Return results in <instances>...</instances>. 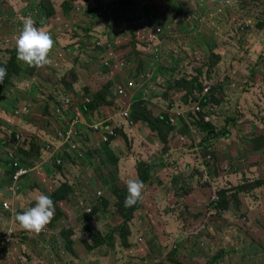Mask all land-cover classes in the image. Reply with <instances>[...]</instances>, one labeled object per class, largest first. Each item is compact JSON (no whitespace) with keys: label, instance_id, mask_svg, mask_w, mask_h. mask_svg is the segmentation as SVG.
Segmentation results:
<instances>
[{"label":"rangeland","instance_id":"1","mask_svg":"<svg viewBox=\"0 0 264 264\" xmlns=\"http://www.w3.org/2000/svg\"><path fill=\"white\" fill-rule=\"evenodd\" d=\"M61 3L62 0H49V4H44V9L37 8L41 4L39 0H9L8 3H0V64L6 66L14 59L24 73L15 71L11 66L10 70L15 71L16 75L22 74L17 80L25 78L22 84L15 78H11L9 85L5 83V86L10 88L2 95L1 104L5 108L11 107V102L21 97L15 107L21 102L33 105L32 117L23 118L22 128L25 129V137L29 140L25 143L26 147L33 139L42 143V140L45 142V136L51 135L50 129L45 126L48 119L42 115L43 109L40 107H44L50 93L56 92L58 81L54 77L53 80L49 79L47 72H43L42 77L38 76V79L35 78V73L34 76L30 75L28 71L31 68L14 58L15 39L22 27V17L30 16L36 22V27L51 34L55 50L51 51L49 56L57 54V50L66 45V38L60 36L56 30L59 24L56 21V13L62 9ZM137 3L138 5L132 6L133 11L130 6ZM50 7L54 11L47 10ZM90 7L94 11L90 20L96 24L97 29H101L103 22L108 18L123 21V26L133 32L145 30L146 24L153 16L161 20L164 42L161 46L160 64L164 66L165 63L167 68H173L171 74H163L158 69L160 64L149 60L141 70L139 83H145H141L137 88L145 84L150 87L148 91L141 93L142 98L139 97L140 93L133 97V110L138 109L137 102L142 99L145 101L141 104L138 115L141 140L133 136L129 145H122L121 152H113L122 158L118 167L120 173L125 170L122 178L131 174L140 161L144 160L155 170L162 159H170V163L165 166L171 168L166 175L170 178L168 182L171 183V179L182 174L185 178L181 179H187V187L191 188L189 194L183 197L189 207L182 205L180 213L181 216L191 217L187 225H181L180 217L172 211L174 209L171 205H167L165 191L159 188L155 192L154 199L159 208L158 211L152 212L153 221L162 223L163 231H152L155 237L149 243L153 246V254L146 256L147 264L151 261L153 264H169L170 260L182 261L185 264H206L211 257L207 249L215 243L218 246L211 247L213 255L220 252L223 254L220 247L224 244L230 250L236 249L233 253L237 251L240 257L238 262L234 261L235 257L226 261L220 258L215 264H258L255 259L264 258V252H260L264 239V184L259 188L255 187L256 180H262L264 183V0H136L134 3L129 0H93ZM141 7L145 9L140 10ZM194 7L195 13L192 11ZM50 14L53 16L46 20ZM39 24L43 26L40 27ZM160 29L157 27L158 31ZM118 32L122 33V30L119 29ZM142 36L147 35L139 33L138 37ZM143 43L155 47L158 41L156 37H150ZM143 47H140L141 51L144 50ZM214 58H218L217 61ZM146 60L138 59L137 63H145ZM144 78L146 79L142 80ZM46 79H49V82L44 81ZM182 80L186 83L197 81L202 90L209 89L210 95L203 104L205 107L212 106L215 111L210 112L216 125L217 132L214 136L203 132L202 128L191 122L183 125L180 132L171 135L165 130L166 134L164 131L153 132L155 122L163 115L164 106L170 103V97L175 98L179 105L177 100L184 101L186 94L200 95L195 83L193 90L189 91L187 85L179 83ZM179 84L181 86L178 87ZM177 110L179 112L180 108L177 107ZM2 118L4 114L1 111L0 119ZM91 119L90 124L105 120L101 114ZM121 128L123 127L116 120L91 126V130L98 134L102 129V136ZM5 133H10V129L0 126V139H3ZM88 133L89 141L82 139L84 146L86 142L84 149L92 153V157H95L96 153L103 154L102 149L96 146V136L91 131ZM127 133L133 134L135 131ZM78 139L80 140V136ZM136 147H140L141 151L134 149ZM171 148L173 152L170 151ZM56 150L57 155L61 156L58 148ZM149 155L155 158L148 159ZM95 160L96 164L86 160L87 167H83V171L76 166L78 178L71 175L72 181L69 184L84 190V195L79 197L86 198L83 207L80 206V201H77L72 205L73 209H86L97 204L96 193L101 190V178L99 175L95 177V174L91 178V170L100 169L105 172V169L98 164L99 156H96ZM66 173L67 166L62 169L63 177L67 180ZM45 174L47 175L48 171ZM114 174L118 175L115 172ZM105 175L101 173V176ZM88 178H91V182H87ZM209 187H216L218 191L221 188L232 190L241 187L243 192L234 191L237 194L235 201L229 194V209L218 211L213 209L210 202H213L212 197L214 201H218L219 197L216 193L209 195ZM62 196L63 193H60L56 197ZM105 196L106 193H103L100 199ZM166 205L171 208L164 209ZM114 206L113 202L107 207L110 210L100 206V211L91 222V226L102 235L108 236V233H112L111 241L107 238L109 244H101L95 250H89L83 240L87 241V244H92L93 241L88 240V223L83 219L74 229V234L68 235L66 242L56 240L64 237L63 231L58 230L59 237H56L54 232L40 238L29 236L30 232L25 230L21 233L12 232L13 236L23 233L28 236L23 238L18 249L13 247L12 240L11 246H7L1 259L23 256L26 260L24 264H39L33 261V255H36L42 264H109V259L122 257L124 251L118 231L111 229V224L115 225L113 229L124 227L119 209ZM167 211L172 212L168 214ZM157 214L159 217H156ZM3 216L7 220L12 217L8 212ZM77 220H81V217ZM135 224L136 220H132L128 226L133 228ZM149 226L152 227L150 224ZM4 230L0 223V231ZM159 237L164 238L163 247L158 245ZM131 239L132 243L145 242L141 235L131 236ZM68 242H71L70 249ZM114 249L117 254L112 255L111 251ZM146 251L149 253L150 250Z\"/></svg>","mask_w":264,"mask_h":264},{"label":"trees","instance_id":"2","mask_svg":"<svg viewBox=\"0 0 264 264\" xmlns=\"http://www.w3.org/2000/svg\"><path fill=\"white\" fill-rule=\"evenodd\" d=\"M8 1L9 0H2L0 3H8ZM129 1L134 3L136 0ZM40 2L41 4L37 6L39 9H44L45 3L49 4V0H39V3ZM91 3H93V0H62V3L60 4L62 9L56 13V21L59 23L56 30L60 36L66 38V45L57 50V54L49 56V64L40 68H31L28 73L32 76H34L35 73V78L38 79V76L42 77L43 72H47L49 79L53 80L54 77L58 81L56 92L50 93V97L47 98L46 104H44V107L40 108L43 109L42 115L48 119L45 126L47 129H50L51 140L54 143L62 142L67 149L66 153L63 155V162L64 160L72 159L75 163L71 168L70 174L72 173L73 168L80 164L79 162L81 158L85 161L87 160L88 162L96 164L95 157L99 156L98 164L105 169V172H102L100 169L91 170V178L93 174H95V177L99 175L101 178L100 189L104 192L106 188L108 190L105 192L106 196L100 199V201L92 207L91 212L85 214V221L89 222L86 230L89 231V240L91 242L93 241L92 244H87L88 242L83 240L85 246L92 251L101 246V244L110 243L107 242V238L111 241L112 233H108V236L102 235L100 231L91 226V222L95 215L100 211V206H104V208L110 210V208L107 207L110 205V202H113L115 204V209H119L120 218L123 221L124 227L113 229L115 225L111 224V229L118 231L124 251L121 255L122 257L119 256L109 259V264H124V262L127 264H147L148 260H146V256L150 257L153 254V246L149 243L152 238L155 237V235H152V231L154 229L159 232L163 231L157 227L160 225V222L153 221L152 212L158 211L159 208L158 204L155 203V192L159 188L165 191L168 202L167 205H171L174 209L172 211L180 217L179 223L181 225H187L190 222L188 219H191V217L185 215L181 216L180 213L182 205L184 207H189V204L185 200L186 198L183 199V197L189 194L191 188L187 187V179H181L185 178L182 174L171 179V183L168 182L170 178L166 177V175L171 171V168L165 166L170 163V159L165 161L162 159L161 163L156 165L155 170H153L144 160L140 161L131 174L122 178L119 175L120 170L118 171L120 158L113 152H121L122 145L127 143L129 145L133 136L141 140L142 134L138 130V124L140 122L138 115L140 113L139 110L141 109V104L145 101L142 99L137 102L138 109L133 110L132 106L134 102L132 103L131 100L134 95L137 97V94L140 93L139 97H141V93H145L150 89L148 84L147 86L145 84L143 87L137 88L141 83H145V81L139 83L141 81L139 78L141 70L146 64H148L149 60L151 62L154 61L155 64H160L161 46L162 42H164V30L160 24L161 20L157 19L155 16H153L150 22L146 24L145 30L141 29L136 32L127 30L123 26L125 23L123 21L118 22L117 18H108L107 21L103 22L101 29H97L96 24L92 23V20H90V16L94 13L92 10L93 8L90 7ZM134 5H138V3L130 6L133 11L134 9L132 6ZM142 9L144 10L145 8L141 7L140 10ZM47 10L54 11L51 7ZM192 11L195 13L196 8L194 7ZM52 16L53 14L48 15L46 20H49ZM39 25L40 27L43 26L42 24ZM157 27L161 28L160 31L157 30ZM119 29L122 30V33L118 32ZM139 33H146L147 36L139 38ZM153 36L156 37L159 44L158 46L152 47L151 45L143 43L147 42L150 37ZM141 46H144L143 51L140 50ZM53 50L55 49L52 48L51 51ZM15 57L16 55L14 58ZM146 58L148 59L146 60ZM138 59L146 60V62L142 63L139 61V63H137ZM214 59L217 61L218 58ZM0 66L3 65L0 64ZM10 66L15 71L18 70L21 71L22 74L24 73V70L15 63L14 59L11 63L9 62L8 65L3 66L6 69V75L0 83V114L2 111L4 118H2V120L0 119V126L10 129V133H5L3 139H0V175L4 174L9 182L19 186L21 180L26 178L27 175H21L17 180H14V178L19 171L26 168H34L33 164L35 162L39 163L42 160V156L40 157L42 144L33 139L30 141L28 151L23 146L19 147L20 142L25 143L26 141H29L25 137L26 131H24L25 129L23 130L22 124L24 122L23 118L32 117L34 112L33 105L26 102V107L30 110L31 116H24L22 118L15 117L14 112H12L13 109L16 108H18V111L22 109V103H19V105L15 107V105L21 101V97L13 100V102H11V107H2L1 97L10 88H7L5 83L9 85L11 78L17 80V77L22 75H16L14 73L15 71L10 70ZM160 66L161 67L158 69L163 74H171L173 72V68H167L165 63L164 66L161 64ZM49 79L44 81L49 82ZM145 79L146 78L142 80ZM18 80L17 81L21 83L25 78L21 77L18 78ZM179 83L187 85L189 91L193 90L195 83L200 95L195 96L191 93L186 94L184 101L183 99L177 100L179 105L176 103L175 98L170 97V103L164 106L162 112L163 115H160L155 122V131L153 132L161 133L165 130L171 135L180 132L183 125H187L191 122L193 125L202 128L203 132H207L209 135L214 136L217 132L215 122H213L214 120L211 122H205L204 120V116L212 112L203 108L206 106L203 104V101L208 97L205 96L202 98L203 90L198 86L197 81H194V83H186L185 80H182ZM179 86H181V84H179L178 87ZM169 89L171 90V88ZM133 91H135V93ZM177 107L178 109L180 108L179 112L176 110ZM195 107L199 108V111H195ZM58 110L61 112V115L57 114ZM126 110L129 111L130 122L126 127L116 131V138L119 140L109 137L108 134L102 136V129L99 130L100 134L91 130V126L95 125V123L106 121L112 123L115 115ZM131 113H133L132 116ZM100 114L105 120L94 122L93 124L89 123L90 120H92L91 118L97 117ZM89 131L96 136L98 141L96 146L100 147L99 149H102L103 154L100 155L96 153L95 157H92V153H89L84 149L86 142L84 141V146L82 139H85L87 142L89 141ZM134 131L135 133L133 134L127 133ZM165 131L164 133L166 134ZM78 135L80 136V140L78 139ZM17 138L19 140H17ZM181 142H183V140H181ZM14 145H16V147H13ZM44 145V149L48 150V148H50L47 146V142H44ZM73 148L74 150H72ZM134 149L139 152L141 151L140 147ZM170 151L173 152V148H171ZM151 157L152 156L149 155L148 159H151ZM152 158L154 159L155 157ZM160 159L161 158H159V160ZM56 170L61 173L62 166H56ZM80 170L83 171L82 166H80ZM96 171H98V173ZM114 172L118 173V175L114 174ZM101 173L106 174L105 177L101 176ZM29 175L30 173L28 172V176ZM91 178H88L87 182H91ZM132 178H139L143 181L144 189L142 191L141 199L138 200L134 206L125 207L124 199L127 195L126 181ZM263 184L262 180H256L255 187L259 188ZM71 189L74 195V192H76V196L69 201L68 208L71 204L73 205L79 201L75 200V197L80 196L77 192L78 187L72 188L69 187L67 183H62L60 188L55 191V197L60 193H63L62 197L57 198H66V195L71 192ZM208 189L209 195L212 196V194L216 193L219 198L218 201H214L213 197V202H210L209 200L206 201L210 202L213 209H217L218 211H227L229 209V194L230 198L235 201L237 194L234 193V191H239L240 193L243 192L241 187H236L232 190L221 188L220 191H218L216 187H209ZM83 202L84 199L80 202L81 207L84 206ZM167 205L164 209L171 208L167 207ZM187 210L192 212L191 209ZM172 211H167V213L171 214ZM205 212L207 213V209H205ZM109 216L111 215L109 214ZM68 217L74 219L72 214ZM156 217H159V215L157 214ZM132 220H136V226L133 228L128 226V223ZM149 224L152 227H150ZM73 233L74 230L70 231V235ZM134 235L143 236L145 242L132 243L131 236ZM227 237L228 236L225 237V240L228 239ZM232 242L233 240L231 237V244H233ZM158 245L161 247L164 246L163 237H159ZM216 246H218L217 243L211 245L212 248H216ZM236 246L240 248L238 243H236ZM211 247L207 249L211 257L208 259L210 261L206 264H215L220 258L222 261H226L227 259L235 257V262H238L240 259L237 251L233 253L236 249L230 250L226 248L224 244L223 247H220L223 254L220 252L213 255ZM148 249L150 250L149 253L146 251ZM209 250L211 251L209 252ZM262 251L264 252V239L261 243L260 252ZM115 253L117 254L116 249L111 251L112 255ZM193 260L196 259L193 258ZM24 263L26 262H23V260L17 258L10 259L9 257L7 259H2L0 262V264ZM256 263L264 264V258L262 260H256ZM150 264H153V262L151 261ZM169 264L185 263L182 261L173 262L170 260Z\"/></svg>","mask_w":264,"mask_h":264},{"label":"clouds","instance_id":"3","mask_svg":"<svg viewBox=\"0 0 264 264\" xmlns=\"http://www.w3.org/2000/svg\"><path fill=\"white\" fill-rule=\"evenodd\" d=\"M22 20H23L22 27L19 30V32L16 36V39H15V52H16L17 61L22 62L24 65H26L29 68H40L42 66L49 64L50 63L49 54H50V51L54 45V41L51 37V34L48 31H45L41 28L36 27L34 20L30 16L22 17ZM151 38H155V36H153ZM156 46H158V44ZM5 75H6V69L3 66H0V81H2L4 79ZM204 90H207V93H204ZM205 96L209 97V89H203L202 98ZM133 100L134 99H132L131 102H133ZM195 108H197V107H195ZM195 108H194V110H195ZM203 108L208 110V111L210 110V111L214 112L212 106H207V107H203ZM24 110H27L28 113L26 114L24 112ZM57 114L61 115V112L58 110ZM124 114H127L128 117L124 118ZM30 115H31V112L29 109H27L26 103L22 104V109L20 111H18V108H16L14 110V116L17 118L24 117V116L30 117ZM129 117H130L129 111L126 110V111H122L119 114L115 115L114 120H116L118 123H120V125L122 127H126L130 122ZM204 120H205V122H211L212 120H214V118L209 113L208 115L204 116ZM206 120H208V121H206ZM108 135H109V137H113V138L117 137L116 131H114V130H112ZM62 138H63V136H62ZM116 139L119 140L118 138H116ZM17 140H19V139L17 138ZM25 143L20 142L19 147H22V146L26 147ZM55 144H59V145L64 146L62 144V142L54 143L52 141L51 143H47V146L50 148H48V150H46V151L50 152V150L52 149L53 151L50 153H54L56 155L57 150L54 148ZM13 147H16V145H14ZM65 150H67V149L65 148ZM59 152H61L62 155L61 156L57 155V158L55 160H53L51 163V166L55 170H56V166H62V169H63L64 167H66V165L68 163L67 162L66 164H64V162H63V155H64V153H66V151H59ZM41 161H43V167H44L45 162H44V160H41ZM85 162L86 161L83 158H81V160L79 162L80 164L78 165L79 169H80V166L86 167ZM33 167L34 168L24 169L26 171V173L21 174V175H28V172L29 173H31L33 171L36 172L37 168L39 167V163L35 162L33 164ZM71 168L66 173L67 177L70 180H71V175L74 176L75 178H78V176H79L78 168H76V167L73 168L72 173L70 174ZM61 174H62V172H61ZM21 175L17 174V176L14 178V180H17V178ZM61 184L62 183H59V186H61ZM72 188H76V187L72 186ZM143 189H144L143 181H141L139 178L128 179L126 181L127 195L125 196V199H124V206L125 207L134 206L138 202V200L141 199ZM107 190L108 189L106 188L105 192ZM19 191H20V187L11 182V185L7 187L6 193H8V198L13 197L15 199L17 197V194L19 193ZM77 192H78V194H81V192H82L84 195L85 191L78 188ZM105 192L102 189L97 191L96 196L98 199L95 200V203L99 202L100 197ZM1 195H2V193H0V196ZM83 199L86 200V198H83ZM55 201L56 200H54L53 198L51 199L50 196L45 195L43 193L36 195L34 198L33 206L25 209L23 212L15 214L14 222L16 223V226L22 230L30 232V234H28L29 236L30 235H32L34 237H36L37 235H39L40 237L49 236L50 235V231H49L50 229H43V228L51 221V219L55 213V208L57 207V203H58V201L57 202H55ZM85 204L87 206H90L89 203H87V202H85ZM1 207L3 209H8V208L11 209L10 201L2 200ZM70 208L73 209L72 204L69 208L67 207V209H70ZM91 209H92V207H88L86 209H79L78 212L73 213L72 214L74 217V225L73 226L78 227L83 222V219H86L85 214L90 213ZM78 217H81V220H77ZM86 222L89 223L88 221H86ZM65 230L66 231H72V230H74V228H71V227L68 229L65 228ZM12 232H15V231L12 229H9V230H6L5 232H2L0 235V237H1V240H0V248H1L0 249V262L2 261L1 256H3L5 253L4 245H10V242L12 240L16 239L15 237L19 236V234L13 236ZM20 235H23V238H26L25 236H28L24 233L20 234ZM4 259H7V258H4ZM39 264H41V263H39Z\"/></svg>","mask_w":264,"mask_h":264},{"label":"crops","instance_id":"4","mask_svg":"<svg viewBox=\"0 0 264 264\" xmlns=\"http://www.w3.org/2000/svg\"><path fill=\"white\" fill-rule=\"evenodd\" d=\"M2 0H0L1 2ZM45 142L51 143L52 140L50 138V135L45 136ZM42 149L40 151V157L42 156V160L45 162V166L43 167V161L39 162V167L37 168L36 172H31L30 175L26 178H23L19 184L20 186V191L17 194V197L14 199L13 197L8 198V193H6L7 187L11 185V182L7 181V178L4 176V174L0 175V193L2 195L0 196V204H2V200H7L10 201L11 209H3L0 207V223L3 228H5L4 231H0V235L2 232H5L6 229H12L15 232H22V229L18 228L16 226V223L14 222V217L16 213L23 212L25 209L33 206L34 204V198L36 195L43 193L45 195L50 196V198L56 200L55 202L58 201V205L60 208L57 207L55 208V213L51 219V221L43 228V229H50V235L53 234L54 232L56 233V237H59L58 231H63L61 238H56V240H60L62 242L67 241L68 235H70V231H66L65 228H74V219L72 217H68L69 215L76 213L79 211V209H67L69 205V201L76 196L73 194V191L71 189V192L66 195V198H57L55 197V191L60 187L59 183H67L69 187H72L69 182L70 180L67 175L66 178L67 180L63 177V175L56 171L52 166L51 163L53 160L57 158V154L55 155L54 153H50L53 150L51 149L50 152H47L46 149H44V140H42ZM26 150H29V146L25 147ZM54 148H58V151H65V147L59 144H55ZM20 156V155H19ZM121 160V159H120ZM68 162V163H67ZM64 163H67V171L73 166L74 161L71 160H64ZM40 170V171H39ZM46 171H48V174L46 175ZM125 171V170H124ZM124 171L122 173H119L120 177L124 175ZM126 177V176H124ZM7 181V182H6ZM5 194V195H4ZM83 196V193L81 192L80 194ZM75 200H79L80 202L83 201V198L81 197H75ZM75 204V203H74ZM5 212H8L12 215V217L7 220L3 215ZM158 225V228H162L161 224ZM136 226V224H135ZM58 230V231H57ZM36 237H39L37 235ZM14 243L12 244L15 249H18L21 245V242L23 241V235H20L15 237ZM41 242V240H40ZM71 242H68V248H71ZM7 246L11 245H4V248L7 249ZM15 256V255H14ZM10 259L13 257H9ZM17 259L24 260L23 256L18 257ZM259 260V259H256ZM26 262V260H24ZM33 261L37 263H41L36 255H33ZM42 264V263H41Z\"/></svg>","mask_w":264,"mask_h":264},{"label":"built area","instance_id":"5","mask_svg":"<svg viewBox=\"0 0 264 264\" xmlns=\"http://www.w3.org/2000/svg\"><path fill=\"white\" fill-rule=\"evenodd\" d=\"M204 93H207V90H204ZM195 111H199V108H195ZM24 112H25L26 114L28 113L27 110H24ZM127 117H128V115H127V114H124V118H127ZM206 121H208V120H206ZM25 173H26L25 170H21V171H19L18 175L25 174Z\"/></svg>","mask_w":264,"mask_h":264}]
</instances>
